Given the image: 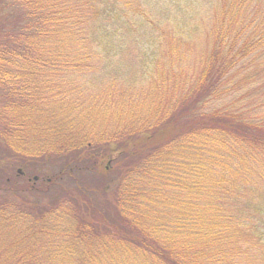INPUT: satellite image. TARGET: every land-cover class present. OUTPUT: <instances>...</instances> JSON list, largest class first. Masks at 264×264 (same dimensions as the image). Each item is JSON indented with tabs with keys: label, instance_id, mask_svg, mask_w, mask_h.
Segmentation results:
<instances>
[{
	"label": "trees",
	"instance_id": "16d2710c",
	"mask_svg": "<svg viewBox=\"0 0 264 264\" xmlns=\"http://www.w3.org/2000/svg\"><path fill=\"white\" fill-rule=\"evenodd\" d=\"M0 264H264V0H0Z\"/></svg>",
	"mask_w": 264,
	"mask_h": 264
},
{
	"label": "rangeland",
	"instance_id": "374dc122",
	"mask_svg": "<svg viewBox=\"0 0 264 264\" xmlns=\"http://www.w3.org/2000/svg\"><path fill=\"white\" fill-rule=\"evenodd\" d=\"M170 19H173L172 17H169ZM171 25V24H170ZM188 38H193V39H196L195 37H193V36H190V37H188ZM188 38H186V40H188ZM199 40V39H198ZM185 45H187V47L185 48ZM182 48H183V54H182V59H183V62L182 63H180L179 64V66L180 67H183L184 68V70H191L190 68H191V66H193L195 63H196V61L194 60V57L195 56H198L199 55V53H200V50H201V47L199 46V44H193V43H184V45L182 46ZM129 65V68H131V67H133L134 66V64H128ZM197 64H195L194 65V67L196 66ZM179 67V68H180ZM73 79H76L77 77H72ZM136 78L137 79H139V80H141L139 77H138V75H136ZM104 79V78H103ZM123 79V77H119V81L120 80H122ZM181 78H178V77H172V76H170V78H169V80L171 81L172 80V82H174V83H177V82H179V81H181L180 80ZM95 79L93 78V77H90L89 76V78L88 79H83V80H81V81H78V80H76L77 81V83L79 84V85H81V84H84L85 83V85H91V87H92V84H95L96 82H93ZM107 80H110L108 77H106V81ZM96 81V80H95ZM89 82H90V84H89ZM98 82H99V80H98ZM97 82V83H98ZM75 83V82H74ZM103 85V87H105V88H101V89H103V91H94L92 88L90 89V90H85L86 92H84L83 94H81L80 92H73L72 93V97L75 99V101H76V104L78 103L79 104V98L80 97H83L84 98V103L83 104H86L87 105V103L89 102V101H93V100H98L99 99V96L100 95H97L99 92H103L104 94L100 97V101H102L103 100V102H105V103H110V100H112L113 101V99H115L116 101H118V102H121L120 100V96H116L117 94H115L114 92H112L111 90H109L108 89V85L105 83V82H99L98 84H96V88H97V85ZM97 89H99V88H97ZM151 94H153L154 92H150ZM136 96H138V97H136L135 98V100L136 101H138V102H144L145 104L147 103V101L145 100V96H144V94L142 95L141 94V92L139 91L137 94H136ZM151 96H149V97H147V99H149ZM120 99V100H119ZM143 109H138L137 111H138V114H137V116H132V111L130 110V109H127L126 107H125V110H124V112L126 113L125 115H124V117H138V118H144L145 117V109H146V107L145 106H143L142 107ZM99 109H102V110H104V111H110L111 109L109 108V107H107V105H105V104H103V106L101 107V108H99ZM152 112H149V114L147 115V117H151L153 114H154V110L152 109L151 110ZM157 112V111H156ZM122 116H123V114L122 113H120ZM108 117L106 118L107 120H110L111 119V117H114L115 116V114H112V113H108ZM113 122H111V126L110 127H112V126H114L115 124H112ZM116 157V155L115 154H113V155H111V157H109V158H111V159H106V160H109V162H111V161H113L112 160V158H115ZM105 160V161H106ZM104 161V162H105ZM54 167H56L57 168V166H49L48 168H46L45 167V170L44 171H46L48 174H52V173H54V171H55V168ZM28 171H32V169L30 170H28ZM112 170H107V175H106V178H104L105 179V182H104V184H103V187H105V189L106 190H110L111 188H112V185L114 184V178L116 177V175L115 174H113L112 172H111ZM94 180H96L97 181V176H95L94 177ZM22 182H24L23 180H19L18 181V184L19 183H22Z\"/></svg>",
	"mask_w": 264,
	"mask_h": 264
}]
</instances>
